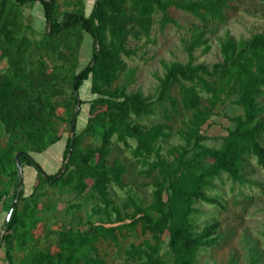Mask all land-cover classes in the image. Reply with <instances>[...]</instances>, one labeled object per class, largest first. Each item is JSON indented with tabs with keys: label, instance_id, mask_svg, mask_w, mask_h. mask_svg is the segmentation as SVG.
Returning a JSON list of instances; mask_svg holds the SVG:
<instances>
[{
	"label": "trees",
	"instance_id": "16d2710c",
	"mask_svg": "<svg viewBox=\"0 0 264 264\" xmlns=\"http://www.w3.org/2000/svg\"><path fill=\"white\" fill-rule=\"evenodd\" d=\"M230 2L92 0L87 13L88 0L70 2L72 11H60L58 0H0V60L7 63L0 72V123L8 136L0 147V185L5 186L0 205L6 212L0 219V230H4L0 249L4 246L8 264H106L100 244L118 242L123 231L133 233L139 228L152 240L132 244L126 251V260L133 264H198L201 251L219 244L221 223L214 221L199 230L197 205L224 210L223 202L210 194L215 182L226 176L234 184L245 185L254 163L264 170V34L239 44L226 40L221 46L222 62L212 66L197 64L194 56L195 49L206 44V30L226 22ZM36 5L42 8L46 29L35 40L37 33L29 34L23 9ZM172 8L200 22L187 47L188 62L166 68L156 97L129 93L131 82L119 85L118 81L127 68L125 59L137 55L130 43L150 40L157 16L161 31L168 25L178 26L169 14ZM86 35L92 38L91 60L80 70ZM231 99L243 114L230 119L233 126L221 147H205L209 137L204 126L217 107ZM85 105L87 120L80 132ZM60 109L67 117L60 115ZM159 110L160 122L144 123ZM182 112L190 114L181 133L184 144L164 152L162 143L173 136L169 122ZM60 123L69 126V136H63ZM87 138H98L100 145L86 146ZM61 140H65L62 165L48 174L32 154L43 153ZM115 142L130 151L141 175L153 180L151 204L145 207L131 199L133 212L126 219L111 200L110 187L125 189L128 173L124 160L111 159ZM44 187L77 196L90 190L100 199L98 210L110 226L48 230L38 238L39 202L46 195L38 192ZM52 235L56 250L43 251L40 243ZM166 235L169 259L161 255Z\"/></svg>",
	"mask_w": 264,
	"mask_h": 264
},
{
	"label": "rangeland",
	"instance_id": "374dc122",
	"mask_svg": "<svg viewBox=\"0 0 264 264\" xmlns=\"http://www.w3.org/2000/svg\"><path fill=\"white\" fill-rule=\"evenodd\" d=\"M72 1L74 0H58L60 11H72L73 7L70 6ZM91 1L88 0L87 13L92 9ZM23 11L24 23L31 28L29 34L33 35V31H35L37 35L33 39L40 38L46 29L41 6L26 7ZM169 14L177 21L178 26L168 25L165 30L161 31L158 24L160 17L157 16L155 19L157 24L150 40L130 43L131 48L137 51V55L125 59L127 68L118 81L119 85H123L127 81L131 82L129 93L140 92L146 98L156 97L160 80L163 79L166 68L173 63L186 64L188 62L187 47L194 39L195 28H200V22L193 16L173 8L170 9ZM226 15L227 20L224 24H217L206 30V44L194 51L197 64L212 66L221 63L223 60L221 46L226 40L239 44L250 40L255 35L264 34V0H231ZM92 46L91 36L86 35L81 50L80 70L91 60ZM6 67V61L0 60V72H4ZM86 86L88 87V82L83 86L84 94L87 92V90L85 91ZM174 94L177 95V91ZM262 104L264 105V99ZM86 108V105L81 108L78 131L87 120ZM59 113L67 117L64 109H60ZM242 114V109L234 105L233 99L228 100L225 106L217 107L216 113L203 128L204 134L209 137V140L203 145L212 148L221 147L223 137L233 126L230 119ZM162 115L163 113L159 110L156 116L145 120L144 123L152 125L160 122ZM189 117L190 114L182 112L180 116L169 122L173 128V136L168 142L162 143L164 152L173 146L184 144L181 133L186 129ZM59 128L63 136H69L70 128L66 123H60ZM7 142L8 136L0 123V147ZM22 143H26L25 139H22ZM85 145L97 147L100 145V140L87 138ZM113 148L114 153L111 159L119 157L128 165V173L125 176L127 187L123 190L114 185L110 187L114 207L120 209L123 218L126 219L133 212L131 199L145 207L151 204L153 180L141 175V167L136 165L130 151L122 144L115 142ZM64 150L65 140H61L43 153H33L32 157L46 173L53 174L62 165ZM31 170L34 171L32 168ZM246 179L249 183L245 185L234 184L226 176L215 182V188L210 191V194L217 196L223 202L224 210L202 203L197 205L201 214L195 218V224L199 230L214 221L221 223L219 244L214 248L201 251L197 257L198 264H252L255 260L258 264H264V170L254 163L248 171ZM25 189L29 194L28 186ZM4 191L5 186L0 185V195ZM13 191L14 186L12 185L9 188L11 195ZM42 193H46V195L39 202L41 211L38 218L41 223L36 232L38 238H43L44 231L48 230L68 227L85 230L91 225L100 224L110 226L106 215L98 210L101 206L100 199L90 190H87L82 196H77L69 190L60 192L58 189L44 187L38 192V194ZM9 199L12 200V196ZM77 205L79 207H76ZM5 213H0V219ZM111 215L115 221V215L113 213ZM3 232L4 230L1 228L0 237ZM123 234L119 235L118 242L110 241L100 244L101 256L106 264H133L126 260V251L132 244L143 245L152 240L151 235L144 234L141 228L133 233H128L125 230ZM167 244L168 236L166 235L161 251V255L165 259L170 257ZM40 248L43 251L49 249L55 251L56 237L52 235L48 241L42 240ZM14 255H17L16 251Z\"/></svg>",
	"mask_w": 264,
	"mask_h": 264
},
{
	"label": "water",
	"instance_id": "95a60500",
	"mask_svg": "<svg viewBox=\"0 0 264 264\" xmlns=\"http://www.w3.org/2000/svg\"><path fill=\"white\" fill-rule=\"evenodd\" d=\"M72 132L74 133V129L72 130ZM72 147L70 148V153H71V151L73 149ZM16 160H17V171H18L19 182H20V184H23L24 183V172H23L22 166L18 162V155L16 157ZM11 215H12V210L8 214V216H7V218H6L5 222H4V226H6L7 223L9 222Z\"/></svg>",
	"mask_w": 264,
	"mask_h": 264
},
{
	"label": "crops",
	"instance_id": "0c3cea01",
	"mask_svg": "<svg viewBox=\"0 0 264 264\" xmlns=\"http://www.w3.org/2000/svg\"><path fill=\"white\" fill-rule=\"evenodd\" d=\"M26 192H27V189H26ZM30 192L31 191L29 190V193ZM4 211H5V206H1L0 207V213L4 212ZM0 264H8L6 256H5V248H4V246H2L1 249H0Z\"/></svg>",
	"mask_w": 264,
	"mask_h": 264
},
{
	"label": "built area",
	"instance_id": "2783aa9c",
	"mask_svg": "<svg viewBox=\"0 0 264 264\" xmlns=\"http://www.w3.org/2000/svg\"><path fill=\"white\" fill-rule=\"evenodd\" d=\"M3 233H4V232H3ZM3 233H2V234H3Z\"/></svg>",
	"mask_w": 264,
	"mask_h": 264
}]
</instances>
